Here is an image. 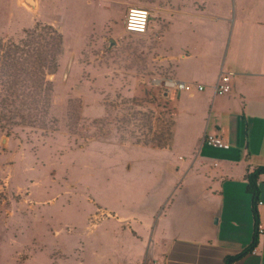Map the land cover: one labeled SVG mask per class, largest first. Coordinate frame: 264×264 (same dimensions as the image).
Wrapping results in <instances>:
<instances>
[{"label": "rangeland", "instance_id": "1", "mask_svg": "<svg viewBox=\"0 0 264 264\" xmlns=\"http://www.w3.org/2000/svg\"><path fill=\"white\" fill-rule=\"evenodd\" d=\"M226 1L36 0L31 9L0 0L4 44L43 35L53 55L40 128L0 130V264L141 262L162 195L158 152L172 151L170 102L158 81L189 70L172 57L191 35L202 47L209 25L227 29ZM134 6L152 13L145 35L125 31ZM133 217L143 221L140 240L130 234Z\"/></svg>", "mask_w": 264, "mask_h": 264}, {"label": "crops", "instance_id": "2", "mask_svg": "<svg viewBox=\"0 0 264 264\" xmlns=\"http://www.w3.org/2000/svg\"><path fill=\"white\" fill-rule=\"evenodd\" d=\"M226 2L227 29L212 23L206 45L198 44L201 35H191L186 49L172 57L189 68L182 74L178 68L180 80H195L206 89H167L172 151L158 152L157 227L138 264H226L229 258H237L232 264H264V234L256 238L258 226L264 228V204L257 203L256 220L247 178L264 167V0ZM227 71L235 73V88L216 95L213 85ZM178 94L177 109L172 102ZM206 134L222 137L231 147L203 144ZM258 191V202L264 203V174ZM133 220L136 235L130 234L140 240L136 225L143 221Z\"/></svg>", "mask_w": 264, "mask_h": 264}, {"label": "trees", "instance_id": "3", "mask_svg": "<svg viewBox=\"0 0 264 264\" xmlns=\"http://www.w3.org/2000/svg\"><path fill=\"white\" fill-rule=\"evenodd\" d=\"M39 37L40 39L32 38L26 43L9 45H5L0 38V130L7 137L17 136L26 129H38L43 123L42 112L46 106L48 92H51L46 68L48 57L53 55L48 50V39L46 43L43 35ZM146 49L148 50L144 47L143 51ZM136 59L141 60V57L136 56ZM262 174L264 167L247 176L249 189L253 194L256 220L258 181ZM236 259L229 258L226 264H232Z\"/></svg>", "mask_w": 264, "mask_h": 264}, {"label": "built area", "instance_id": "4", "mask_svg": "<svg viewBox=\"0 0 264 264\" xmlns=\"http://www.w3.org/2000/svg\"><path fill=\"white\" fill-rule=\"evenodd\" d=\"M152 13L145 7H130L127 11L124 27L128 33L145 35L149 31ZM235 73L227 71L223 73L218 81L213 85L216 95L224 96L233 92L235 88ZM160 85L163 84L166 89H173L175 91H184L188 93L203 92L206 86L202 83L184 81L175 78H163L158 81ZM203 144L215 149H229L231 146L225 142L224 139L217 135L206 134L203 137ZM263 205L262 201L258 202ZM264 234V228L258 226L256 231V238Z\"/></svg>", "mask_w": 264, "mask_h": 264}, {"label": "water", "instance_id": "5", "mask_svg": "<svg viewBox=\"0 0 264 264\" xmlns=\"http://www.w3.org/2000/svg\"><path fill=\"white\" fill-rule=\"evenodd\" d=\"M26 4H27L31 9H35V8H36V0H26Z\"/></svg>", "mask_w": 264, "mask_h": 264}]
</instances>
